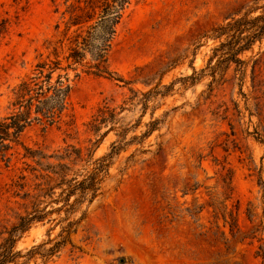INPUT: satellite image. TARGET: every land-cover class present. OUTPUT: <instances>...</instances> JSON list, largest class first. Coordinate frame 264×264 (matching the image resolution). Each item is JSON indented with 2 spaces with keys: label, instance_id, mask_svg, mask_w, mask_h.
I'll return each instance as SVG.
<instances>
[{
  "label": "rangeland",
  "instance_id": "obj_1",
  "mask_svg": "<svg viewBox=\"0 0 264 264\" xmlns=\"http://www.w3.org/2000/svg\"><path fill=\"white\" fill-rule=\"evenodd\" d=\"M63 1L0 0V119L8 113L11 90L29 73L37 56L46 53L47 43L55 41L59 15L54 11L57 6L63 11ZM251 1L131 0L108 57L114 78L123 82L81 76L72 83V126L33 125L23 133L25 147L47 156L74 146L84 155L91 149L96 160L117 140L108 129L101 130V138L89 132L87 124L99 106H121L131 96L130 89L163 92V86L173 84L165 98L148 103L145 114L138 107L121 115L131 125L143 115L129 140L144 133L152 113L153 119L167 113L158 131L113 160L102 195L71 238L73 248L67 245L48 264H261L255 257L260 236L242 240L264 222L256 184L261 167L264 179V146L246 138L245 127L235 125V135L230 136L227 124L213 119L212 111L231 98L229 85L214 88L204 101L208 78L194 86L183 82L206 67L219 45L210 31L241 9L244 13ZM257 53L264 75V40L245 58ZM243 91L247 93V87ZM233 98L237 99L236 91ZM11 155L7 167L0 164V231L23 215L11 185L35 166L23 158L21 148ZM248 208L255 216L253 225L245 218ZM231 212L240 231L234 237L228 225ZM61 217L54 214L50 219ZM56 223L32 226L16 250L46 242L49 229V239H55L60 231Z\"/></svg>",
  "mask_w": 264,
  "mask_h": 264
},
{
  "label": "trees",
  "instance_id": "obj_2",
  "mask_svg": "<svg viewBox=\"0 0 264 264\" xmlns=\"http://www.w3.org/2000/svg\"><path fill=\"white\" fill-rule=\"evenodd\" d=\"M130 4L131 0H64L63 11L59 6L54 11L59 15L55 41L47 43L46 53L37 56L29 73L11 90L8 113L0 119V164L7 167L11 152L21 148L23 158L32 161L35 166L29 168L28 176H19L11 185V195L20 201L24 213L10 228L0 231V264H36L37 260L41 264H48L67 245L73 248L71 238L86 219L92 204L102 195V185L113 160L128 147L142 143L163 125L167 113L161 119H153L152 113L144 133L126 140L129 134H134L138 129L143 115L134 125L126 123L121 115L124 112L132 113L138 107L145 114L148 103L158 96L165 98L173 84L163 86V92L154 89L142 94L130 89L131 96L121 106L103 103L96 109L87 124L89 132L101 138V130L108 129L117 138L111 144L109 153L99 159L93 160L91 149L84 155L80 148L74 146H67L47 156L42 151L25 147L21 142L23 133L33 125H73L70 95L72 83L81 76L123 82L120 78H114L116 75L109 69L108 57L117 28ZM241 11L243 9L229 18L225 25L210 31V37L219 41V45L213 49L206 67L199 73L194 71L183 82L194 86L208 78L210 81L204 101L209 100L214 88L229 85L231 98L228 103L223 102L212 111L213 119L226 123L230 136L235 135V125L245 127L242 132L246 138L250 137L264 146V75L258 57L260 54L245 58L246 54L253 53L256 44L264 40V0H252L244 13ZM246 87L247 93L243 91ZM235 91L237 99L233 98ZM126 105L131 107L125 108ZM253 119H256L255 123ZM95 144L97 142L93 147ZM233 148H236L235 144ZM224 151L227 152L228 148H224ZM134 154L127 161H132ZM88 167L91 169L87 170ZM262 175L261 167L256 172V184L261 194L264 220ZM54 214H63V217L50 219ZM229 218L230 233L234 237L240 231L232 212ZM245 218L253 225L255 216L249 208ZM55 221L60 226L55 239H49L52 231L49 229L46 242L28 250H16L17 242L32 226ZM257 235L260 237L257 239L259 245L255 257L264 264V222L261 221L242 241L254 240Z\"/></svg>",
  "mask_w": 264,
  "mask_h": 264
}]
</instances>
